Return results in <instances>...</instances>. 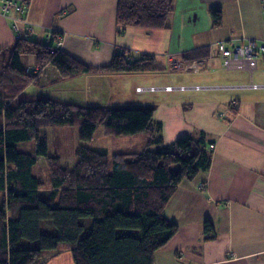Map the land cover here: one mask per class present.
Instances as JSON below:
<instances>
[{
  "label": "crops",
  "instance_id": "0c3cea01",
  "mask_svg": "<svg viewBox=\"0 0 264 264\" xmlns=\"http://www.w3.org/2000/svg\"><path fill=\"white\" fill-rule=\"evenodd\" d=\"M23 1L33 24L29 36L48 41V30L56 29L62 35L60 47L87 65H107L115 53L126 50L132 58L154 55L167 66L164 71L88 73L62 80L48 65L37 83L44 82L47 90L39 94L84 105H154L163 143L203 137L209 148L214 144L210 167L182 182L171 197L165 214L179 230L154 254V264H264V55L257 53L252 71L229 70L220 54L209 52L210 44L222 40L253 37L259 46L264 39L261 0H175L167 28L151 29L119 26L118 0ZM215 11L222 15L218 26ZM16 39L11 19L0 12L1 60ZM169 53L191 56L184 61L206 59L205 67L172 70L165 58ZM27 68L35 70L36 60ZM169 85L213 87L164 90ZM138 86L159 90L140 93ZM207 220L216 235L211 239L204 233ZM43 264L76 263L62 247Z\"/></svg>",
  "mask_w": 264,
  "mask_h": 264
},
{
  "label": "trees",
  "instance_id": "16d2710c",
  "mask_svg": "<svg viewBox=\"0 0 264 264\" xmlns=\"http://www.w3.org/2000/svg\"><path fill=\"white\" fill-rule=\"evenodd\" d=\"M174 7L175 0H118L117 23L167 28ZM213 20L220 25L221 13L213 12ZM29 33L17 37L0 63V264H43L62 247L72 252L76 264H154V254L179 230L165 214L175 190L210 167L207 142L182 137L163 143L154 105H84L49 93L32 96L25 89L39 82L48 65L62 80L94 72L164 71L167 66L154 55L132 58L126 50L107 65L90 66L60 47V31L48 30V41ZM27 54L35 56L36 70L23 67ZM76 124L83 142L103 125L106 134L116 136L146 133V148L110 158L79 144L74 165L66 167L48 153L41 130ZM30 140H36L34 153L18 149L19 142ZM39 158L48 163L47 183L32 171ZM175 163L180 168L173 172ZM88 218L91 222H83ZM204 233L208 239L216 236L209 220Z\"/></svg>",
  "mask_w": 264,
  "mask_h": 264
},
{
  "label": "rangeland",
  "instance_id": "374dc122",
  "mask_svg": "<svg viewBox=\"0 0 264 264\" xmlns=\"http://www.w3.org/2000/svg\"><path fill=\"white\" fill-rule=\"evenodd\" d=\"M23 2L26 3L27 9H28V2L27 1H23ZM34 39L38 40L36 37ZM39 40L44 41V39L42 38H39ZM35 60H36L35 56L32 54H27V55L22 56L23 67L27 68V67L34 66ZM50 77L52 76L50 75ZM41 78H44L43 74ZM26 89H27V92H26L27 94L36 96L39 93L46 92L47 86L46 84H44V82H40L34 87L32 86L31 88H26ZM142 93H145V92H142ZM149 94L153 95L154 93H149ZM81 95L83 97L88 96L85 93H81ZM80 133H81V127L80 125H77V124L76 125H65V126H48V127L42 128L41 135H40L41 136L40 141L41 142L46 141L48 145V153L52 156L60 157L62 164L70 168L75 163L76 148L79 144H85L95 149L104 151L111 158L112 155L115 153L142 151L144 148H146L147 138H148L146 133H143V132L136 133V134H130V135H119V136L106 134L103 125L98 127V129L96 130L94 134V137L89 141L83 142L80 139ZM142 138H145V140ZM35 147H36V140L23 141V142L18 143V149L22 151L34 153ZM170 168L173 172H176L179 170L180 164L179 163L172 164ZM32 171L35 175L40 176L41 179L47 183L49 179V170H48V163L45 159L39 158L38 162L34 165ZM86 220L87 222H91V218L85 219L83 220V222H86ZM125 231L127 233L137 234L136 230H125ZM88 232H89V229H86V232L84 233V235L87 234Z\"/></svg>",
  "mask_w": 264,
  "mask_h": 264
},
{
  "label": "built area",
  "instance_id": "2783aa9c",
  "mask_svg": "<svg viewBox=\"0 0 264 264\" xmlns=\"http://www.w3.org/2000/svg\"><path fill=\"white\" fill-rule=\"evenodd\" d=\"M263 21H264V0H261ZM0 12L2 15L9 17L11 19V25L14 28L17 37L23 36L26 32L33 31V24L28 20L27 6L25 2L16 0H0ZM15 12L20 13L19 15H14ZM256 38L249 37L243 38L241 41H219L215 44L209 45V52L211 55L213 52H217L222 56L224 66L229 70L237 69H249L252 71L255 67L257 53L260 52L264 55V39L262 43L258 46ZM61 44V42H59ZM167 61L172 70L183 71V72H199L205 67L206 59L183 61L179 59L175 54L169 53L167 55ZM253 87L257 88V84H252ZM213 86H165L164 90H185L188 88L195 90L209 89ZM158 87H143L138 86L136 88L137 92L155 91ZM213 147V145H212Z\"/></svg>",
  "mask_w": 264,
  "mask_h": 264
},
{
  "label": "bare ground",
  "instance_id": "6f19581e",
  "mask_svg": "<svg viewBox=\"0 0 264 264\" xmlns=\"http://www.w3.org/2000/svg\"><path fill=\"white\" fill-rule=\"evenodd\" d=\"M143 87L149 88V87H152V86H143ZM154 87H157V86H154ZM158 90H159V87H158L157 90H155V91H151V92H156V91H158ZM212 145H213V147H212ZM210 148H211V149L214 148V144H211V145H210ZM210 148H209V149H210Z\"/></svg>",
  "mask_w": 264,
  "mask_h": 264
}]
</instances>
